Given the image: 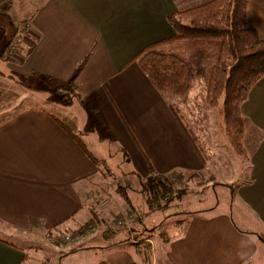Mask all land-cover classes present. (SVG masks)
<instances>
[{
  "label": "crops",
  "instance_id": "0c3cea01",
  "mask_svg": "<svg viewBox=\"0 0 264 264\" xmlns=\"http://www.w3.org/2000/svg\"><path fill=\"white\" fill-rule=\"evenodd\" d=\"M207 1L20 0L11 6L0 0V12L16 8L23 16L6 44L0 38L1 57L12 40L23 52L17 63L0 57L6 68L31 87L72 88L86 114L65 120L29 107L0 116V264L35 260L3 238L23 231L43 245L33 250L41 264H264V77L241 105L247 152L241 158L227 140L221 104L204 101L210 60H196L195 87L183 97L159 93L134 60L146 45L173 35L169 14ZM246 22L264 40V0H248ZM25 24L33 41L23 36ZM199 66H205L203 84ZM112 150L141 182L151 172L184 176L191 189L175 199L194 194L201 207L177 213L178 231H132L134 243L126 231H104L113 229L117 208L131 210L132 230L140 221L133 204L98 206ZM219 188L227 194L220 210ZM88 221L96 227L59 243Z\"/></svg>",
  "mask_w": 264,
  "mask_h": 264
},
{
  "label": "trees",
  "instance_id": "16d2710c",
  "mask_svg": "<svg viewBox=\"0 0 264 264\" xmlns=\"http://www.w3.org/2000/svg\"><path fill=\"white\" fill-rule=\"evenodd\" d=\"M247 2L209 0L171 13L166 20L173 35L146 45L134 57L159 93L177 97L187 95L194 88L196 60H210L205 72L204 101L210 107L221 104L227 140L234 152L244 157L247 152L241 105L264 77V40L247 25ZM81 66L82 63L76 70ZM87 155L96 162L89 152ZM161 176L146 181V190L142 191L145 204L154 211L169 208L182 194L181 189H175ZM89 227L91 221L71 234ZM114 229L104 231H120Z\"/></svg>",
  "mask_w": 264,
  "mask_h": 264
},
{
  "label": "rangeland",
  "instance_id": "374dc122",
  "mask_svg": "<svg viewBox=\"0 0 264 264\" xmlns=\"http://www.w3.org/2000/svg\"><path fill=\"white\" fill-rule=\"evenodd\" d=\"M19 1L20 0H12L13 3L11 2V6H13L15 2L17 3ZM21 20H23V16L22 14L16 11V8H9L5 12H0V38H2L3 45L8 42L12 28L17 26ZM22 33L23 34L25 33L23 35L24 37L26 38L30 37L31 40L34 39L32 34H30L29 31H26L23 28H22ZM16 42L14 43L16 45L17 56L13 58V62L15 63H17L19 60L23 58V52H21L18 49L19 48L18 44L20 42L19 41ZM2 57L3 59L8 60L3 56V54ZM1 58H0V107L2 108H1L0 116L5 117L9 113H11L12 111L18 108L42 107L43 109H46L49 112L57 115L58 117L64 118L65 120H67V118L69 119L81 115L84 118H86L85 110L80 107V104L77 102V99H75V97L73 96L74 94L72 88L70 87L66 88L65 89L66 92L61 93L47 87H39L38 85H33L31 87L32 84H24L23 81H20L18 78H16L6 68L5 66L6 62L3 61ZM204 67L205 66H199V70L197 72V77L199 78L200 84H203L202 80L204 79V71H203ZM28 86H30L29 87L30 89H27ZM89 121L91 123L92 120ZM109 144L110 143H108V146ZM88 146L89 148H91L90 143ZM239 157L244 158V156L241 155H239ZM122 158H123L122 154H120L117 150H112V155L109 154L108 157L109 162L107 164L109 170L103 168L102 171L103 176L105 175L107 179V189L103 190V192L105 191L104 195L106 197L100 195L98 206L100 208L105 207V209L106 206L108 205L112 207L118 206L119 208H121L118 203L120 202L122 203V207H126V208L128 207L131 209L133 204L135 208L139 210V212L138 211L136 212L138 213L137 217L140 218V221L138 226H135L134 227L135 229L133 228V230H132L133 214L131 213V210L122 211L121 209L117 208L115 209V211H112L111 214L113 215L111 217L109 216L111 218L109 224L110 226L119 229L120 231H126L127 235H125V237H128L126 241L128 240L131 241L128 243L135 242V237L133 236L132 231H178L177 229H174L175 222L178 221V216L180 215V214L178 215L177 213L180 212L185 213V212H189V210H194L201 207L202 203L197 200L196 195L192 194L179 200L174 199L170 204L169 208L167 209L156 210V211L150 210L143 200L144 194L142 193V191L146 190V185H145L146 181H149L151 177L154 178L160 175L157 173L154 174L151 173V176H149L148 178L144 179L143 182H141L138 175H132L131 173H127L128 163H125L122 160ZM161 177H165L168 183L172 185V187H174L175 189H181L180 193L187 190L189 191L191 189V186L185 183L184 176H179L176 174H166V175H162ZM193 180L198 181L197 177H195V179ZM204 180H205L204 178H199L200 184L199 183L198 184L203 185L205 183ZM118 185L125 187L119 188ZM216 193H217V197H216L217 199L215 200V203L217 204L218 210L226 208L227 204L224 201H226L227 194L225 190L219 188L218 190L216 189ZM123 194H126L127 198ZM206 197L208 200H210L211 198H213V195L208 194V196L206 195ZM128 198H129V202L126 201L128 200ZM98 206L96 204L95 205L92 204L94 210L96 207L99 208ZM122 217L127 218L124 225L123 226L118 225V227L114 226V223H116V221L118 219H121ZM92 218L95 220V217L92 216ZM77 223H75V225ZM93 226L96 227V225L94 224L86 229L90 230L91 228H94ZM66 229L67 227H62L60 229L61 233L67 231ZM60 231L54 233L53 236L56 237V235L59 234ZM25 232L26 233L24 235H23L24 233L23 231L17 237L9 234H4L3 238L7 239L8 242L16 246L25 249L28 256L33 257L35 259L34 261H30L29 259L28 263L25 264H41L40 255L38 254V252H34L33 250L43 251V245L37 241L38 238H36V236L33 235L34 233L33 231H25ZM146 235H150V234H146ZM68 236H74V234L69 233ZM62 242L63 241L61 240V237H59V243L62 244ZM71 242H73L72 239L63 243L68 244Z\"/></svg>",
  "mask_w": 264,
  "mask_h": 264
},
{
  "label": "built area",
  "instance_id": "2783aa9c",
  "mask_svg": "<svg viewBox=\"0 0 264 264\" xmlns=\"http://www.w3.org/2000/svg\"><path fill=\"white\" fill-rule=\"evenodd\" d=\"M2 2H3L4 5H8V4H10L12 1H11V0H2ZM23 29H25L26 31H29L28 25L25 24V26H23ZM3 56H4L5 58H7V59H13V58H15V57L17 56V53H16V45H15V43L10 42V43L6 46V48H5L4 52H3ZM153 174H154V173H153ZM150 176H151V174H150ZM152 178H153V177H151L150 179H152ZM131 216H132V215H131ZM126 220H127L126 217H122L121 219H118V220L116 221V223H114V226H117V227H118V225L123 226ZM74 238H75L74 236H68V235H65V236L61 237V240H62L63 242H66V241H68V240H70V239L73 240Z\"/></svg>",
  "mask_w": 264,
  "mask_h": 264
},
{
  "label": "bare ground",
  "instance_id": "6f19581e",
  "mask_svg": "<svg viewBox=\"0 0 264 264\" xmlns=\"http://www.w3.org/2000/svg\"><path fill=\"white\" fill-rule=\"evenodd\" d=\"M129 224V223H128Z\"/></svg>",
  "mask_w": 264,
  "mask_h": 264
}]
</instances>
